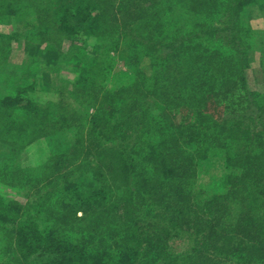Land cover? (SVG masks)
<instances>
[{
  "label": "trees",
  "instance_id": "1",
  "mask_svg": "<svg viewBox=\"0 0 264 264\" xmlns=\"http://www.w3.org/2000/svg\"><path fill=\"white\" fill-rule=\"evenodd\" d=\"M258 1L264 0H0V18L18 9L32 14L28 31L51 44L80 35L95 39L94 56L86 57L75 88L84 101L99 104L89 117L51 119L26 97L27 87L0 99L4 143L29 141L47 135L46 126L52 132L81 120L73 147L52 157L54 184L45 179L51 187L39 193L31 211L0 198V232L6 237L0 264H264V100L250 102L249 92L240 95L244 101L237 97L246 86L241 16ZM158 12L166 14L162 31L167 33L161 38L153 30ZM215 41L233 51L222 59L223 72L220 50L205 45ZM121 47L128 49L127 66L136 75L128 86L107 90L111 53ZM147 56L153 59L148 77L138 69ZM211 67L218 74L209 78ZM224 72L223 89L215 88ZM216 92H225L227 101L221 122L205 113ZM151 99L170 114L175 109L192 114L169 119ZM250 107L253 114L245 113ZM21 111L29 112L25 121L18 120ZM222 131L225 191L207 198L196 180ZM115 135L119 141L105 146L103 141ZM184 136L197 138V147L184 149ZM66 161L77 174L84 172L81 183L91 184L89 193L68 172L61 174ZM118 189H124L121 196L114 192ZM149 218L162 221L153 225ZM178 230L192 246L174 253L168 241ZM150 238L154 247L146 244ZM155 250L157 258L150 262ZM41 252L58 258H33Z\"/></svg>",
  "mask_w": 264,
  "mask_h": 264
},
{
  "label": "rangeland",
  "instance_id": "2",
  "mask_svg": "<svg viewBox=\"0 0 264 264\" xmlns=\"http://www.w3.org/2000/svg\"><path fill=\"white\" fill-rule=\"evenodd\" d=\"M258 2L252 3L246 8V12L241 16L239 31L244 38L243 45L245 44L244 49H246L245 54L247 56H244L245 68L243 70L246 78V86L243 87L240 84L241 86L237 92V97H239V100H243L242 98L249 92L250 102L264 100V1ZM13 10L16 11V8ZM26 11H30V9ZM156 18L158 21L154 24L153 30L155 31L154 34L161 38L167 33L166 30L162 31L164 29L163 23L164 21L166 22V14L164 12H158ZM33 20L34 17L32 14L20 12V9L9 16L3 15L0 18V99L10 96L15 92L16 88L23 86L27 87L26 97L33 104L43 108L50 115L51 119H63L66 118V115L69 118L71 116L87 115L89 117L93 115L99 104L95 106L94 102L89 103V99L84 101L82 93L76 91L75 83L82 71L83 64L86 63V57L92 58L94 56L93 45L95 39L91 36L80 35L74 40L62 38L60 44H51L46 38L28 31L31 26L30 23ZM181 24L177 23L178 26ZM205 45H207L208 49L220 50L223 58L218 59L217 63L224 67L221 72L225 71V64L222 59H225V54L230 57L233 51L225 48L224 41H215ZM165 52L167 50H164V53L160 50L159 54L164 55ZM127 56L128 49L126 47H121L116 53H111L113 66L109 77L105 80V89L115 91L133 82L136 73L128 68ZM234 62L231 64V69L234 68ZM152 67L153 59L147 56L143 58L138 69L144 72V76L148 77L153 72ZM207 74L211 78L212 74L217 75L218 73L215 74L213 67H211ZM238 75L237 73L234 77ZM220 80L223 82L216 84L215 88H222L220 85L225 83V72L220 74ZM205 84L207 85V82ZM100 95L101 102L103 97L102 94ZM216 95L213 102L207 105L205 113L210 114L212 120L221 122L228 115V111L226 110L227 101L225 92H216ZM240 95H243V97ZM151 101L160 110L161 114L169 117V119H173L174 114L177 115L179 113V110L175 109L170 114L164 105L154 99H151ZM243 107H246V105H243ZM245 113L253 114V110L250 107ZM62 114L63 118L60 117ZM183 114L190 115L192 112H184ZM184 115L178 114L177 116L181 117ZM27 116H29L28 111H21L18 115V120L25 121ZM31 121H36L37 123L40 122V119ZM73 122V120L67 123L65 122L64 125L66 126H60L61 124H59L52 132L50 130L51 128L47 129L48 126H46L47 135L37 136L29 141L25 138H15L9 144L0 141L1 199L7 203L21 205L25 210L31 211V208H33L32 204L37 201L39 193L45 192L48 187L49 189L51 187L47 185L45 179L50 180L53 176L56 177L54 171L50 168L52 166V157L57 154H63L71 149L76 140V135L77 137L80 135L79 130L81 128H78V125L81 120L77 123L75 122V125ZM57 128L60 129L58 130ZM213 130L214 127L211 121L209 122L208 131L211 133ZM219 136L220 139H214L212 144L214 146L209 150L211 153L210 156L205 161H201L196 180L201 194L207 198L211 197L214 193H223L225 191V174L227 172L225 131H222ZM112 137L110 140L103 141L105 146H112L115 143L114 141H119V139L115 138L116 135ZM190 139L192 141H189ZM180 142L184 149H194L197 147V138L194 139L184 136ZM74 168L75 165L66 161L60 167V172L62 175L68 172L70 180L79 181V186H81L80 190L90 192L88 188L91 184L87 181L83 185L81 183L84 172L77 174V171H73ZM13 171L19 172L14 173ZM61 181L62 179H60V183ZM52 184H54V181H51ZM59 186L65 187L63 184ZM122 190L124 193V189ZM122 190H115L116 196H121L120 193ZM65 191L67 193L66 189L63 192ZM157 207L159 210L161 209V207ZM145 208L142 215L148 212L147 207ZM78 215L82 216L83 214L78 212ZM148 221L156 225L155 223L162 221V219L158 220L155 218L150 220L149 218ZM100 237L102 235H97L95 241L99 242ZM106 238L109 237L105 236ZM5 239L6 237L0 232V245L5 243ZM149 242L146 244L149 247H154L153 238H150ZM168 245L174 253H181L192 246V241L187 237L185 232L178 230V235L172 236L168 241ZM157 255L158 252L155 250L150 262H153L157 258ZM33 258L37 260L44 258L50 261V258H58V256L49 252H41L34 255Z\"/></svg>",
  "mask_w": 264,
  "mask_h": 264
}]
</instances>
